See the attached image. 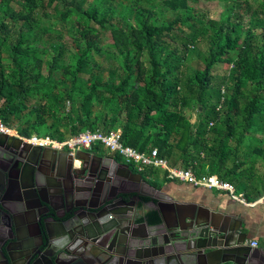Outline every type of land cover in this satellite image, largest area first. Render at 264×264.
Masks as SVG:
<instances>
[{
    "label": "trees",
    "instance_id": "1",
    "mask_svg": "<svg viewBox=\"0 0 264 264\" xmlns=\"http://www.w3.org/2000/svg\"><path fill=\"white\" fill-rule=\"evenodd\" d=\"M15 1L19 12H8V6ZM72 1L75 0H0V16L7 15L14 22H21L14 43L8 45L6 39L11 28L0 20V50L5 47L11 64L10 69L0 66V124L10 129L9 123L17 119L20 112L28 106L30 117L25 119L24 127L18 131L21 137L35 135L38 128L46 125V137L58 142L85 130L107 133L119 128L123 146L142 153L154 148L157 156L166 163L171 159L173 162L179 160L181 167H171L189 168L196 177L214 175L230 185L238 176L248 179L245 175L248 170L242 168L243 162L230 155L226 141L232 138L236 126L241 128L237 143L242 138L241 135L251 128L264 133V29L260 31L259 40L253 29H250L240 41V34L237 32L240 23L235 21L237 15L232 23L231 17L233 5L249 2L255 4L258 14L264 15V0H231L230 4H225V10L219 19L210 23L216 27L218 38L216 41H209L207 55L201 57L202 69L194 70L184 82L179 78V73L184 52L188 49L187 43L192 42H184L181 52L164 38L173 40L168 33L174 23L186 27L201 24L191 14V3L196 0H161L162 8L170 11L176 19L169 21L167 26H153L145 18L139 28L127 31L119 27L113 18L111 4L119 0H96L98 6L89 10L78 8L81 16L109 32L114 52L123 64L124 77L116 85L104 84L102 92L106 97L96 90L97 83L91 76L79 79L90 66L93 56V36L85 32H80L79 37H73L70 42L77 51V57L63 69L68 74V79H55L49 73L39 80L42 56L46 51L37 49L38 40L34 31L37 15L45 13L48 3L62 2L72 6ZM101 4L109 6L101 10ZM53 10L60 21L73 13L70 8L59 11L56 5H53ZM98 11L99 17H96ZM180 15L182 19L179 20ZM44 30L40 29L41 32ZM51 51L50 69L55 70V65L63 55V46L55 45L51 47ZM216 65L228 66V72L222 79L224 86L212 89L210 71ZM52 82L54 83L51 84ZM50 84L55 90L60 87L61 92L56 102L61 106L67 102L69 110L59 111L42 98L26 104L30 93H37ZM84 88L88 91L85 92ZM224 88L229 91L228 94H225ZM188 96L195 99L202 110L195 128L180 112ZM92 103L101 106L108 104V110L101 116L92 117ZM121 112L124 114L121 115ZM220 113L223 118L218 121ZM62 117L67 119V123L59 125L57 119ZM236 117H239V121ZM49 120L51 122L48 124ZM209 123H212L210 127ZM219 126L225 127V131L221 132ZM209 133L213 137L211 143L206 145V135ZM99 149L102 150L100 145L94 144L90 151ZM202 152L209 157H199ZM254 152L262 154L259 149H254ZM110 156L121 162L118 155ZM228 161H231V168H226ZM127 166L133 168L130 164ZM138 174L142 177L153 176L156 170L147 167ZM242 189L244 190L243 187ZM244 196L249 198L247 193ZM138 221L156 225L159 223V216L155 210H149Z\"/></svg>",
    "mask_w": 264,
    "mask_h": 264
},
{
    "label": "water",
    "instance_id": "2",
    "mask_svg": "<svg viewBox=\"0 0 264 264\" xmlns=\"http://www.w3.org/2000/svg\"><path fill=\"white\" fill-rule=\"evenodd\" d=\"M10 140L23 144L13 136L0 133V148ZM34 149L38 150V159L43 158L44 149L53 152L54 164L58 166V150ZM62 154L67 163L80 160L86 173L91 160H104L86 151ZM108 161L114 166L112 174L105 177L95 174V182L86 190L75 184L59 187L58 207L43 201L34 183V207L27 205L23 189L13 199L6 196L5 190L0 191L1 219L13 222L15 213L25 220L35 215L38 219L35 227L40 248L33 255V264H264V252L245 244L246 234L240 232L238 220L199 206L185 209L141 175L133 173L126 164L114 159ZM55 178L63 180L59 173H55ZM119 183L134 187L117 191ZM98 197L101 201L96 200ZM132 199L136 202L132 203ZM148 204L158 213L159 223H143L144 232L139 234L134 230L140 225L131 222L134 230L129 233L124 225L128 217L137 212V206ZM38 207L43 211H36ZM57 209L62 213L57 214ZM48 222L53 225L48 226ZM9 245L25 248L27 244L15 236L3 241L0 258L6 261Z\"/></svg>",
    "mask_w": 264,
    "mask_h": 264
},
{
    "label": "rangeland",
    "instance_id": "3",
    "mask_svg": "<svg viewBox=\"0 0 264 264\" xmlns=\"http://www.w3.org/2000/svg\"><path fill=\"white\" fill-rule=\"evenodd\" d=\"M65 1L69 2V0ZM230 1L231 0H196V2L191 3V6L193 7L191 14L195 15V18L198 19L201 24L186 27L174 23L172 30L168 33L173 40H170L167 37L164 38L181 52L184 42H192L187 43L188 49L184 52V59L179 73V78L182 82L190 77L194 70L202 69L201 57L207 55L209 41H216L218 38L216 27L211 26L210 23L219 19L220 14L225 10V4H230ZM71 3L72 6H67V3H65V5L62 2L48 3L46 5L45 13L43 15H37V21L34 24V31L36 32L38 40L37 49L46 51L42 56L43 64L39 80L41 81L49 73H52V76L50 74V77L55 79H63L65 81L68 79V74H65L63 69L68 63L72 64L73 58L75 59L77 57V51L72 48L70 42L73 37H79L80 32H85L93 36V56L90 66L86 69L84 74L82 73L79 76V79H86L91 76L94 79V82L97 83L96 90L106 97V94L102 92L105 88L104 84L116 85L124 77L125 73L123 64L121 63L119 56L114 52L113 42L109 32L102 30L96 23L81 16L77 10L78 8L89 10L92 7L98 6V1L75 0ZM53 5H56L57 10L59 11L70 8L73 13L67 19L60 21L57 13L53 10ZM107 6L109 5L101 4L100 9L105 10ZM111 8L113 9V18L117 21L118 26L126 31L130 28H139L140 23L143 22L145 18H147V22L153 26H167L169 21L176 19L170 11L162 8L161 0H119L116 3H112ZM8 12H19L17 1L12 2L8 6ZM99 12L100 11L96 14V17H99ZM181 15L179 16V20L182 19ZM234 16H236V20L233 19ZM0 20L11 28L6 39L7 44L14 43L16 33L20 30L21 22L12 21L7 15L0 16ZM234 20L240 23L237 30L240 34V41L246 36V31L250 29H253L254 35H256L257 40H259L260 31L264 29V15L257 13L254 3H241L239 6L233 5L231 23ZM41 28H44L45 30L41 32ZM76 30H78V32H76ZM60 44L63 46V55L60 58V61H58V64L55 65V70H51V47ZM0 66L4 69L11 68L10 60L5 52V47H2L0 50ZM146 66L149 67L148 65ZM227 72L228 66L226 65H216L213 67L210 71L212 89L224 86L222 85V79L226 76ZM53 83L54 82L51 84ZM51 84L41 88L37 93H30L26 104H30L33 101L42 98L49 106L53 108L55 107L59 111L69 110V104L67 102H64L63 106L56 102L58 101V96L61 92L59 90L60 87L55 90ZM83 90L85 92L88 91L86 88ZM193 90L195 91V89ZM228 93L229 91L225 90V94ZM245 99H247V96H245ZM1 103L2 99L0 100V105ZM91 110L92 117L101 116L102 113L108 110V104L101 106L97 103H92ZM180 112L184 119H186L193 128L197 127L202 116V110L201 106L195 99L188 96L184 107L180 108ZM123 114L124 113L121 112V115ZM28 117L30 116L29 107L27 106L26 109L20 112L17 119L9 123L10 129L18 135V131L24 127L25 119ZM222 118L223 114L220 113L218 121ZM236 120L239 121V117H236ZM50 122L51 120H49L48 124ZM57 122L59 125L66 124L67 119L65 117L58 118ZM114 127L117 128V126ZM219 130L224 132L225 127L219 126ZM47 132L48 129L46 125L45 127L38 128L35 135L46 136ZM240 134V126L234 127V134L232 138L226 141V145L230 148V155H234L238 161L243 162L242 168L248 170L245 173L248 179H244L243 176H238L233 182L232 188L234 195H238L242 192L247 193L249 197L247 200L253 201L264 193V133L255 128H251L241 135L242 138L239 140V143H237V138L240 137ZM212 137L213 136L210 133L206 135V145L211 143ZM254 149L261 150L262 154H256ZM99 150L93 152H101V150ZM205 155L207 154L202 152L199 154V157H204ZM207 157L209 156L207 155ZM229 157L232 159V156ZM169 163L167 162V166L169 167H181L179 160L173 162L171 159L169 160ZM226 168H231V161L226 163ZM155 170L156 174L161 172L159 169ZM238 184H240V186H238Z\"/></svg>",
    "mask_w": 264,
    "mask_h": 264
},
{
    "label": "flooded vegetation",
    "instance_id": "4",
    "mask_svg": "<svg viewBox=\"0 0 264 264\" xmlns=\"http://www.w3.org/2000/svg\"><path fill=\"white\" fill-rule=\"evenodd\" d=\"M23 144L10 140L6 146L0 148V191L5 190L6 196L13 199L17 196L18 192L23 189L25 191L24 194L27 199V205L30 207L36 206L35 200L33 199V183L43 201L50 203L51 206L58 207V188L62 185L69 188L75 184L86 190L91 182H95V174L98 175V177H105L106 175H111L114 170V166L108 161L113 158L104 150H101V152L87 151L104 160L101 162L95 159L91 160L89 173H86L80 160L75 163H73V161L67 163L63 160L64 154L62 153H65V150H58L59 162L56 167L53 160L55 157L53 152L44 149L43 158L38 159V150L34 149V146L29 144H25L28 146H24ZM117 162L121 163L120 161ZM129 169L133 173H137L134 171V168L129 167ZM55 173L61 174L63 180L55 178ZM84 174L85 177H83ZM70 175L74 178L72 179ZM133 187L134 186L129 184L119 183L116 190L125 191ZM96 200L101 201V197L96 198ZM131 202L135 203L136 201L132 199ZM137 207L139 208L137 212L132 213L124 225L129 230V233H132L134 227L131 226V222L138 224L140 226L134 231L142 234L144 232L142 224L145 223V221H138V219L144 216L145 211H141L142 207ZM36 211L42 212L43 209L42 207H38ZM56 211L57 214L62 213L59 209ZM50 214L51 211H49L48 215ZM9 220L10 219L6 218L0 220V245L3 241L8 242L13 236L25 241L27 245L25 248H15L13 245H9L6 252L9 255V260L6 261L1 257L0 264H33V255L40 248V239L35 227L38 223L36 215L35 218L32 216L25 220V218H21L15 213L11 219L13 222ZM51 225H53L52 222H48V226ZM12 231H14V233ZM134 243L137 244L138 241H134ZM47 253H50V251ZM43 260L45 261L44 258ZM77 264L85 263L79 262Z\"/></svg>",
    "mask_w": 264,
    "mask_h": 264
},
{
    "label": "built area",
    "instance_id": "5",
    "mask_svg": "<svg viewBox=\"0 0 264 264\" xmlns=\"http://www.w3.org/2000/svg\"><path fill=\"white\" fill-rule=\"evenodd\" d=\"M211 125L212 123H209L208 127ZM0 133L13 136L21 140V142L34 147L65 150V152L70 155H73L77 151H90L92 145L99 144L102 150L108 155L116 154L120 157L123 164L132 165L137 173H141L144 168L151 167L161 170L167 180L182 181L193 187L222 190L228 192L230 195H232L233 192V188L230 184L218 180L214 175L196 177L189 168L183 169L167 166L166 161L157 156L156 149L154 148L147 153H142L130 147L123 146L120 142L119 129H114L107 133L99 130L93 132L85 130L62 142L51 140L46 136L32 135L28 138L21 137L1 124ZM76 161L78 160H73V163ZM239 201L243 202V200ZM248 204L250 206L258 205L264 209V193L254 202ZM249 246L256 247V243L251 242Z\"/></svg>",
    "mask_w": 264,
    "mask_h": 264
},
{
    "label": "crops",
    "instance_id": "6",
    "mask_svg": "<svg viewBox=\"0 0 264 264\" xmlns=\"http://www.w3.org/2000/svg\"><path fill=\"white\" fill-rule=\"evenodd\" d=\"M122 163V162H121ZM146 182L161 189L176 204L194 208L199 206L216 214L229 215L240 224V232L246 234L245 244L256 243V248L264 252V209L258 205L250 206L244 193L230 195L226 191L217 189H206L193 187L185 182L177 180H167L161 171L153 176H143ZM232 186V185H231ZM233 196V197H232ZM239 200H243L240 202ZM154 210L150 204L144 205L141 211ZM254 248V247H253Z\"/></svg>",
    "mask_w": 264,
    "mask_h": 264
}]
</instances>
